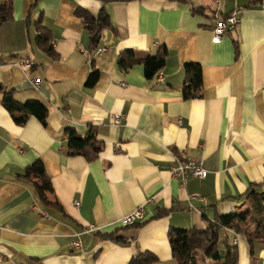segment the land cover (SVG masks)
<instances>
[{
  "label": "crops",
  "instance_id": "obj_1",
  "mask_svg": "<svg viewBox=\"0 0 264 264\" xmlns=\"http://www.w3.org/2000/svg\"><path fill=\"white\" fill-rule=\"evenodd\" d=\"M10 1L0 84L49 111L46 125L34 115L20 125L0 91V264H129L142 253L156 256L150 264H177L172 228H204L264 191V0H223L225 16L240 12L219 43L215 0ZM81 10L103 18L98 41ZM39 25L50 30L54 55L38 45ZM160 48L168 51L164 80L148 78L142 63L120 66L125 51L146 57ZM187 63L202 70L191 99L183 95ZM91 127L99 155L68 153V129ZM185 155L202 159L206 177L182 184L172 174ZM37 160L52 181L47 200L19 176ZM142 205L144 219L124 224ZM226 234L237 264H264V240Z\"/></svg>",
  "mask_w": 264,
  "mask_h": 264
},
{
  "label": "trees",
  "instance_id": "obj_2",
  "mask_svg": "<svg viewBox=\"0 0 264 264\" xmlns=\"http://www.w3.org/2000/svg\"><path fill=\"white\" fill-rule=\"evenodd\" d=\"M80 14L85 16L92 40L98 41L100 30L103 27V18L96 19L84 10H81ZM11 15V1L0 2V22L12 19ZM50 39V30L44 25H39L36 41L38 45L54 55ZM135 54L133 50L125 51V54L120 58L122 69L127 70L136 63H142L145 67L146 76L152 78L165 66L168 51L166 48H160L155 55H147L146 57H138ZM185 72L184 97L186 99L199 97L202 88L201 66L197 63H187ZM98 76L97 71L93 72L86 84L88 86L94 85ZM0 91H2V104L18 124H25L31 115L36 116L44 125L47 124L49 108L42 100L35 98L24 102L18 101L13 91L1 84ZM66 146L71 155L80 154L88 159L97 157L103 149V143L99 140L97 130L93 127L84 135L68 129ZM19 176L35 185L42 200H47L49 192L53 191L51 178L46 173L41 160L35 161ZM251 189L253 190V187ZM248 196L249 200L244 207L228 214L217 215L204 228H172L169 231V240L177 264H204L207 259L219 260L218 264H237L238 248L231 242L229 235H222L223 230L226 229L245 234L252 242L264 240V191L249 193ZM103 237L114 238V235L108 234ZM156 260L157 258L153 254L142 253L133 257L129 264H150Z\"/></svg>",
  "mask_w": 264,
  "mask_h": 264
},
{
  "label": "built area",
  "instance_id": "obj_3",
  "mask_svg": "<svg viewBox=\"0 0 264 264\" xmlns=\"http://www.w3.org/2000/svg\"><path fill=\"white\" fill-rule=\"evenodd\" d=\"M223 0H215V20L216 23L213 28V42L219 43L224 36L225 32L229 27L236 25L239 22V10L234 11L230 15L225 16L221 10L220 5ZM106 48H100L99 51H104ZM24 64H30L29 60H26ZM159 80L164 79L163 73L158 75ZM34 84H39V81H35ZM124 117V114H116L114 116V122L118 124L121 119ZM172 174L179 179L182 184L190 177H199L204 178L207 175V170L203 166V161L200 158H195L189 155L184 157H177V164L174 165ZM79 201H75V205L79 206ZM144 219V205L137 207L133 212L128 213L122 218L124 224H135ZM88 230H93V227L90 226ZM81 242L76 240L73 242L74 246H80Z\"/></svg>",
  "mask_w": 264,
  "mask_h": 264
},
{
  "label": "rangeland",
  "instance_id": "obj_4",
  "mask_svg": "<svg viewBox=\"0 0 264 264\" xmlns=\"http://www.w3.org/2000/svg\"><path fill=\"white\" fill-rule=\"evenodd\" d=\"M160 73H163L161 70L158 72V73H156L155 75H157V78H158V75L160 74ZM163 75H164V73H163ZM164 78H165V75H164ZM164 80V79H163ZM161 81V80H160Z\"/></svg>",
  "mask_w": 264,
  "mask_h": 264
}]
</instances>
